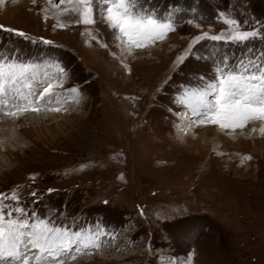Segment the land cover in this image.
Masks as SVG:
<instances>
[{"label": "rangeland", "instance_id": "obj_1", "mask_svg": "<svg viewBox=\"0 0 264 264\" xmlns=\"http://www.w3.org/2000/svg\"><path fill=\"white\" fill-rule=\"evenodd\" d=\"M42 63L67 99L0 140V236L67 259L1 264H264V0H0V72Z\"/></svg>", "mask_w": 264, "mask_h": 264}, {"label": "bare ground", "instance_id": "obj_2", "mask_svg": "<svg viewBox=\"0 0 264 264\" xmlns=\"http://www.w3.org/2000/svg\"><path fill=\"white\" fill-rule=\"evenodd\" d=\"M53 69H54L53 67H49V63L48 65L47 64L44 65L43 63L38 64L36 66H33V68H31L30 70H24V73H21L15 76L18 78H16V81L15 83H13V85L9 84V86H4L2 88V90H4L5 92L4 102H6L8 105L9 104L12 105V103L14 105L11 108L9 107L6 108L4 112L2 110L0 111V122H2L0 123V140L7 139L9 141L17 135L16 130L14 129L13 121H17L20 118L19 120L20 122L22 119H24V117H29V118H33L31 119L32 122H36L37 121L36 118H38L39 115L50 114V112L54 113V110L47 111L49 108L47 110H44V108H47L49 106V105L46 106L45 104L48 103V104L57 105L60 103H64L66 101L67 99V97H65L66 92L61 89L68 86V84L64 80V78H61V80L58 79L57 81H55L53 77L56 75H53V77L49 76L48 70L53 71ZM52 80H53V83H52ZM54 84H57V85H54ZM59 88H61L59 91L54 90V89H59ZM187 94L188 95L182 98V100L187 102V107L189 111L193 114V117H196V121H197L200 117H204V114L206 115L207 111L205 110L212 108L213 100L207 97H204L200 94L198 95L196 91L195 92L190 91V92H187ZM75 108L77 110L81 109L79 105L76 106ZM188 117L190 116L187 115V118ZM187 118H184V119H187ZM204 124L206 125L207 123H204ZM207 129L215 130V128L213 129L212 127H209ZM251 129H253V127L250 126V130ZM259 129H260V133L263 136L264 135V121H262V124H260ZM216 135H220V133L218 132V134ZM236 141H239V139H237ZM20 228L24 230L22 226H20ZM16 229H17L16 225L11 226V229H10L11 234H10V238H8V242H11V244H13V247L9 249L11 250V253L13 255L12 259L13 257H16L15 259H13V261L14 260L17 261L18 257H21L22 260H24L25 257L23 256L24 251H22V246H25L24 247L25 250L30 247V245L22 244L20 240L17 241L14 239L15 231H17ZM29 238H27L26 240H28ZM39 243H41V241L37 242V244ZM4 245H7V244H3V247H5ZM20 251L22 252V254ZM111 251L113 250H110L109 253ZM39 252H42V251H39ZM41 258H42V255L38 253V255L33 256V258L28 257V261L29 262L34 261V263H37L41 260Z\"/></svg>", "mask_w": 264, "mask_h": 264}]
</instances>
